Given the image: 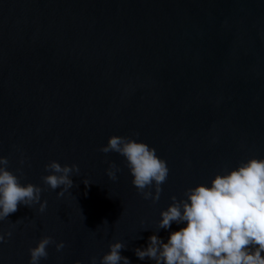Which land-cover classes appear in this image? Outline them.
Instances as JSON below:
<instances>
[{"label":"water","instance_id":"water-1","mask_svg":"<svg viewBox=\"0 0 264 264\" xmlns=\"http://www.w3.org/2000/svg\"><path fill=\"white\" fill-rule=\"evenodd\" d=\"M112 135L167 161L159 200L100 151ZM0 156L47 201L0 221V264H29L43 236L65 247L40 264H100L117 240L154 264L135 249L184 226L158 227L172 196L264 158V0H0ZM51 161L79 166L62 197Z\"/></svg>","mask_w":264,"mask_h":264},{"label":"clouds","instance_id":"clouds-1","mask_svg":"<svg viewBox=\"0 0 264 264\" xmlns=\"http://www.w3.org/2000/svg\"><path fill=\"white\" fill-rule=\"evenodd\" d=\"M100 151L122 155L132 185L144 199L159 200L170 170L154 147L132 137L112 135ZM8 163L0 156V221L16 212L18 205L39 204L43 212L47 207V201L41 200L43 189L32 183L22 184L8 169ZM45 169L50 174L43 177L44 183L52 190L60 188L57 195L61 197L73 187L72 174L79 173L78 165H61L58 161L46 164ZM118 171L110 163L106 174L115 181ZM153 185L155 194L145 191ZM185 197L177 200L172 196V203L161 210L158 221L159 229H169L173 222L184 226L170 232L167 242L157 234L150 235L146 247L135 249L140 260L147 258L154 264H264V158H251L225 174H217L210 184L187 189ZM10 236L11 232L0 233V242ZM53 243L57 251L65 247L63 241L43 236L29 249V264L46 259L47 247ZM124 247L119 240L110 243L100 264H130L129 258L121 255ZM91 264H96L95 257Z\"/></svg>","mask_w":264,"mask_h":264}]
</instances>
